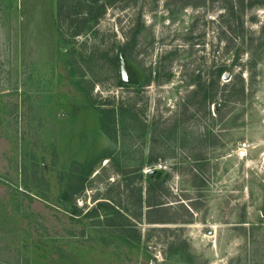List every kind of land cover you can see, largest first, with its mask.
I'll return each instance as SVG.
<instances>
[{"label":"rangeland","instance_id":"rangeland-1","mask_svg":"<svg viewBox=\"0 0 264 264\" xmlns=\"http://www.w3.org/2000/svg\"><path fill=\"white\" fill-rule=\"evenodd\" d=\"M57 5L54 64L0 92V264H264V0ZM73 105L68 166L38 120Z\"/></svg>","mask_w":264,"mask_h":264},{"label":"crops","instance_id":"crops-1","mask_svg":"<svg viewBox=\"0 0 264 264\" xmlns=\"http://www.w3.org/2000/svg\"><path fill=\"white\" fill-rule=\"evenodd\" d=\"M58 12H67V8H60V5H57V0H0V92L19 91L27 83L26 81L23 84L14 83L13 76L39 77L44 75L47 70L45 66L47 60L50 65L54 64L51 60L57 57L55 49L59 43L58 19L59 22L61 19ZM68 16H70L69 13ZM60 110L59 106H54V109L51 110L52 119L38 120V123L45 124L40 128L44 132L43 140L52 139V146L55 148L53 155H64L65 157L62 164L70 166L73 164L72 159L77 157L81 159L82 164H87L85 159L87 150L73 149L69 152L66 148L62 152L56 149L59 148V144L53 135L55 134L56 137L58 132L71 133L74 119L68 118L73 113H77L79 109L73 105L65 110L66 114L58 113ZM63 115H66L67 119H61L60 117ZM45 120L47 124L44 122ZM86 120L80 119L77 122V126L81 123L87 124L82 128L83 131L93 129L96 123L95 119H89L87 121L89 124L86 123ZM49 122H52V129L49 128ZM46 144L45 141H42V147L48 148ZM91 144H93L92 140ZM107 157L104 156L101 160L104 162ZM57 163L61 165L60 161ZM100 164L102 163L100 162ZM89 173L94 175L97 171L92 168ZM71 178H73V185L76 177L70 176L69 183H71Z\"/></svg>","mask_w":264,"mask_h":264},{"label":"water","instance_id":"water-1","mask_svg":"<svg viewBox=\"0 0 264 264\" xmlns=\"http://www.w3.org/2000/svg\"><path fill=\"white\" fill-rule=\"evenodd\" d=\"M118 65H119V74H120V79L122 81H127L128 80V74H127V67H126V62L125 59L122 55V53L118 54ZM223 78H226V73L222 75ZM153 172V171H151Z\"/></svg>","mask_w":264,"mask_h":264},{"label":"built area","instance_id":"built-area-1","mask_svg":"<svg viewBox=\"0 0 264 264\" xmlns=\"http://www.w3.org/2000/svg\"><path fill=\"white\" fill-rule=\"evenodd\" d=\"M248 146H249L248 143L247 142H244V141L238 143V145L236 147L237 149L235 151L236 157H238V158L245 157L247 155V150L249 148Z\"/></svg>","mask_w":264,"mask_h":264},{"label":"trees","instance_id":"trees-1","mask_svg":"<svg viewBox=\"0 0 264 264\" xmlns=\"http://www.w3.org/2000/svg\"><path fill=\"white\" fill-rule=\"evenodd\" d=\"M221 73H222V69H219L218 72L216 73V77H219L221 75ZM206 96L204 95V97H203L204 100L206 99ZM207 99H209V98H207ZM159 204H161V203L160 202H158V203H152V204H149L148 203L147 206H151L152 207V206H158Z\"/></svg>","mask_w":264,"mask_h":264}]
</instances>
